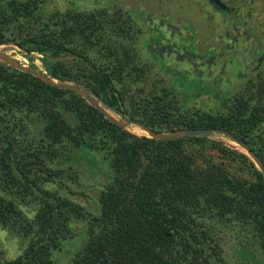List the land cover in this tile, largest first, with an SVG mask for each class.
<instances>
[{
  "label": "trees",
  "instance_id": "1",
  "mask_svg": "<svg viewBox=\"0 0 264 264\" xmlns=\"http://www.w3.org/2000/svg\"><path fill=\"white\" fill-rule=\"evenodd\" d=\"M53 1L0 0V43L153 131L226 130L264 165L263 85L216 115L187 112L130 13ZM73 157L106 178L95 211L68 197L82 194L65 182L80 176ZM73 220L85 236L71 264H264V178L247 155L207 137L137 136L73 91L0 63V232L20 251L7 258L0 241V264H55ZM228 236L243 260L224 255Z\"/></svg>",
  "mask_w": 264,
  "mask_h": 264
},
{
  "label": "flooded vegetation",
  "instance_id": "2",
  "mask_svg": "<svg viewBox=\"0 0 264 264\" xmlns=\"http://www.w3.org/2000/svg\"><path fill=\"white\" fill-rule=\"evenodd\" d=\"M220 1L226 9L201 0L210 16L218 18L216 27L212 26L216 36L209 34L202 38L200 29L190 28H164L140 34L142 47L149 52L148 59L163 68L187 112L207 103L210 115H216L223 106L249 97L251 92L258 91V86L264 85L262 0H233L234 4ZM231 15L240 17L239 22L231 19ZM171 18L161 16V20Z\"/></svg>",
  "mask_w": 264,
  "mask_h": 264
},
{
  "label": "rangeland",
  "instance_id": "3",
  "mask_svg": "<svg viewBox=\"0 0 264 264\" xmlns=\"http://www.w3.org/2000/svg\"><path fill=\"white\" fill-rule=\"evenodd\" d=\"M228 1L230 2V4H234L233 0ZM53 2H55L56 5L60 8H65L70 3L74 2L84 9L102 6L118 8L121 7L123 11L130 13L133 19L137 22V28L140 29V33H138L139 36L141 33L144 34L148 31L149 33L153 31L156 32L157 29L164 28H171L175 30H178L180 28H190L195 30L200 29L202 38H205L209 34H215V36L217 35V33H212V26H214V28L216 27L219 22L218 18L217 16H210V12H208L205 9V6L201 4V0H54ZM262 4L264 5V0H262ZM161 16H171L172 18L161 20ZM230 18L238 22L240 19V17H235L234 15H231ZM164 21H167L168 24H166V22ZM2 50L21 64L26 66L30 65L29 60L24 58V56L22 55L23 52L18 48L14 46L2 47ZM142 53L146 58H148L149 52L144 48L142 50ZM39 58L40 57L38 55H34V64L42 70V65L39 61ZM262 91L264 98V85ZM199 102L197 101L198 104ZM198 104H196V106ZM201 105H203L204 107L201 106L198 109L200 111H207V113H209L208 111H210V105L208 106L207 103ZM223 107L220 112L223 110ZM215 108H217V104L214 105V109ZM130 130L134 132L133 134H138V136H142L143 134L135 126L130 127ZM209 139L219 141L232 150H234L233 148H236L242 151L236 143L219 134H211ZM77 154L81 153L78 152ZM73 161L74 162L72 163V167L74 169L80 170V176L77 179V182L73 184L67 178L65 179V182L71 186L72 190L82 192V194L77 196L68 195V197L79 203L87 210L95 211V209H97V189L101 188L100 186L104 184L106 178L101 174L98 168L91 169L85 159L80 160L77 157H73ZM60 165L64 169L69 167V163ZM68 174L72 175V173ZM66 192H64L65 195H67ZM71 226L74 236L72 237V239L65 241L61 249L55 252V264H71L70 259L74 251L83 242L85 236V227L83 223L73 220L71 222ZM224 239L223 249L226 258L230 261L243 260L244 257L242 253L239 252L240 250L237 248V242L230 236L225 237ZM0 241L5 249L7 258H14L20 253L18 242L7 235L5 232H0ZM249 256L251 257V254Z\"/></svg>",
  "mask_w": 264,
  "mask_h": 264
},
{
  "label": "water",
  "instance_id": "4",
  "mask_svg": "<svg viewBox=\"0 0 264 264\" xmlns=\"http://www.w3.org/2000/svg\"><path fill=\"white\" fill-rule=\"evenodd\" d=\"M208 1H211L212 3L218 5L219 7H221L222 10L226 9L225 5L220 0H208ZM10 46H14L26 54H30L27 51L22 50L13 41L1 42L0 43V63L16 68L22 72L29 73L35 78H38L39 80L45 82L46 84L50 86H54V87H57L63 90L73 91L74 93L79 95L83 100H85V102L88 105H90L91 107L96 109L100 114H102L106 120H108L109 122L113 124H116L120 128H123L124 130L130 133H134L132 130H130V127L135 126L143 133L142 136H145L151 139H156V140L175 139V138H182V137L210 138L211 134H219L233 141L234 143H236L241 148L242 151L236 148H233V149L237 152L247 155L256 165L262 177L264 178V165L262 161L253 151H250V149L244 142L237 140L235 137H233V135L230 132L226 130H222V129H182V130H175L171 132L153 131L149 129L148 127H146L145 125H143L142 123L130 120L129 118L124 116L122 113H120L116 108L110 107L109 105L104 103L97 95L86 90L80 85H76L71 82L57 79L52 75L46 74L39 68L34 69L29 66L21 64L16 59L9 56L6 52L2 50V47H10ZM136 135L138 136V134Z\"/></svg>",
  "mask_w": 264,
  "mask_h": 264
}]
</instances>
